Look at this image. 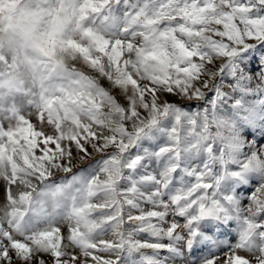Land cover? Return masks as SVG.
Returning <instances> with one entry per match:
<instances>
[{
	"label": "snow or ice",
	"instance_id": "6c2138e0",
	"mask_svg": "<svg viewBox=\"0 0 264 264\" xmlns=\"http://www.w3.org/2000/svg\"><path fill=\"white\" fill-rule=\"evenodd\" d=\"M28 4L0 27V264H264V0Z\"/></svg>",
	"mask_w": 264,
	"mask_h": 264
},
{
	"label": "clouds",
	"instance_id": "9594fccd",
	"mask_svg": "<svg viewBox=\"0 0 264 264\" xmlns=\"http://www.w3.org/2000/svg\"><path fill=\"white\" fill-rule=\"evenodd\" d=\"M31 7L28 4V0H17L16 3V10L13 13L5 12L3 15L5 19L3 20V24H0V27H3L4 25L11 24L13 27H15L18 30H24L29 27L34 26L33 20L31 17ZM8 15H11L12 19L9 21L6 17ZM2 34V33H0Z\"/></svg>",
	"mask_w": 264,
	"mask_h": 264
},
{
	"label": "rangeland",
	"instance_id": "374dc122",
	"mask_svg": "<svg viewBox=\"0 0 264 264\" xmlns=\"http://www.w3.org/2000/svg\"><path fill=\"white\" fill-rule=\"evenodd\" d=\"M100 83H101V85H102L103 87L108 88V83H107L105 80L101 79V80H100ZM208 95H209V97H210L211 95H213V93H209ZM248 99L251 100V99H254V98H253V97H248ZM195 103H196V102H193V106L195 105ZM201 103H202V102H201ZM146 146H148V145H146ZM133 151H135V150H133ZM233 227H234V225H233ZM107 238H111V236L109 235V237H107ZM231 239L234 241V240L236 239L235 235H232V236H231Z\"/></svg>",
	"mask_w": 264,
	"mask_h": 264
}]
</instances>
